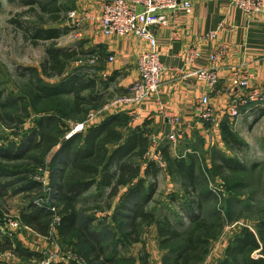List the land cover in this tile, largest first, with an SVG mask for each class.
<instances>
[{
  "label": "rangeland",
  "instance_id": "374dc122",
  "mask_svg": "<svg viewBox=\"0 0 264 264\" xmlns=\"http://www.w3.org/2000/svg\"><path fill=\"white\" fill-rule=\"evenodd\" d=\"M33 1L28 5L24 0H0V264H104L112 258L110 264H174L182 240L167 245L157 223L132 222L127 216L132 209L124 200L130 186H122L118 195L111 196L110 188H102L97 179L75 202L79 228L60 233L59 176L53 166L56 150L34 148V131H42L45 124L50 138L59 136L61 141L86 132L106 113L102 110L106 102L98 107H78L73 95L43 96L46 87L61 85L79 72V62L88 58L77 53L79 41L69 14L72 0ZM57 29L59 37H45V30ZM54 48L75 53L74 58H61L67 73L52 77L41 72L36 77L34 71L40 70L48 49ZM260 110L264 111V106ZM231 126L234 144L225 141L221 124L218 130L209 128L200 137L166 145L172 158L195 157L194 189L180 175L171 173L164 145L133 160L142 167L153 160L160 167L155 179L144 167L139 176L147 185H154L146 210L157 219L168 217L176 222L175 215L190 205V197L202 200L210 235L205 258L192 264H222L244 228L255 234L259 226L264 228V117L254 123L234 119ZM227 161L235 162L234 168ZM35 207L47 213L38 223L42 228L48 226L45 236L23 221V215L28 216ZM182 218L181 227L190 225L188 217ZM85 226L93 231L92 238L83 234ZM259 243L260 248L250 256L264 264V243Z\"/></svg>",
  "mask_w": 264,
  "mask_h": 264
},
{
  "label": "crops",
  "instance_id": "0c3cea01",
  "mask_svg": "<svg viewBox=\"0 0 264 264\" xmlns=\"http://www.w3.org/2000/svg\"><path fill=\"white\" fill-rule=\"evenodd\" d=\"M106 1H71V9L83 19L78 28L74 26L79 41L77 53L88 58L85 63L79 62L81 69L77 75L93 80V94L101 106L127 92L128 87L139 79L137 61L149 44L136 35L104 34L98 18ZM214 31L216 36L208 38ZM157 41L165 66L161 75V92L144 102L134 113L128 107L114 109L98 117L88 128L102 126L109 121L124 139L131 132H141L150 141L148 151L164 145L163 149L174 143L168 139V134L173 131L172 118L178 119L175 126L182 132V138L178 140L191 139L195 135L200 137L209 128V131L218 130L224 122L234 124V119L228 114L230 101L236 93V88L230 83L234 67L241 66L249 72L252 85L264 86V17L248 15L233 6L230 0H193V11H181L169 26L160 28ZM223 45L228 46V52L211 62L210 55ZM191 50L199 53L194 62L187 61ZM93 57L95 61L91 62ZM209 67H216L220 77L214 88L189 75L194 70ZM204 95H209L217 111V121L212 126L204 125L198 115V106ZM260 109L261 106L243 108L244 113L236 121L239 118L253 123L259 121L264 117V111Z\"/></svg>",
  "mask_w": 264,
  "mask_h": 264
},
{
  "label": "trees",
  "instance_id": "16d2710c",
  "mask_svg": "<svg viewBox=\"0 0 264 264\" xmlns=\"http://www.w3.org/2000/svg\"><path fill=\"white\" fill-rule=\"evenodd\" d=\"M24 1L28 5L36 2L33 0ZM44 33L46 38L51 39L60 36L58 29L45 30ZM74 55L75 53H68L60 49H48L46 61L40 70L34 71V74L36 77H40L38 74L41 72L52 77L62 76L66 74L67 64L61 58H74ZM94 84L93 80L80 78L77 73H73L64 79L61 85L46 87L44 89L46 94L43 96L73 95L71 96L72 100L78 107L81 105L98 107L100 103L93 94L95 91ZM85 91H89L86 96L84 95ZM108 122L102 126L90 127L86 132H77L62 141L59 136L50 138V130L46 131L45 124L40 126L46 132L43 131L44 129L42 131L40 129L39 132L38 130L34 131L36 137V140L32 142L34 148L44 147L47 151L56 150L55 155H53V166L59 176L56 197H58L57 202L62 206L60 212L62 216L59 228L60 233L66 234L79 228L77 226L78 214L75 209V202L84 192L92 189L91 187L99 179L98 183L102 188H110L111 196L118 195V190L122 186H130L124 200L129 202V207L132 209V212L128 211L130 215H127L132 217V222L134 220L137 223V220H141L157 223L160 236L164 241L167 239L165 241L167 245L170 241L182 240V248L175 254L174 264L201 262L207 253V237L210 235L209 224L203 215L202 200L199 197H190V205L187 207L183 206L182 213L177 212L175 215L176 222L171 221L168 217L157 219L151 212H148L146 206L152 201L155 191L154 185H147L144 178H139L143 167L135 164L133 160L138 157L144 158L149 149L150 141L143 133L135 131L124 139L122 134L115 128V125ZM231 125L224 122L222 131L225 141L234 144L231 139V134L233 133ZM39 134L40 138L37 137ZM163 152L165 157L168 158L167 161L171 173L180 175L193 189L196 188L195 172L197 163L194 160L195 157L172 158L167 147L163 148ZM227 163L230 168H234L235 162L227 161ZM159 170L160 167L153 160H149L148 165L145 167V173L151 175L154 179L158 175L157 172ZM185 187H188L187 183ZM126 209L128 210L127 206ZM183 215L190 219V225L186 227V224L181 227ZM46 216V212L36 208L33 209L31 214H28V216L25 214L22 218L27 225L45 236L48 233V226L42 228L39 227L38 223L42 222V219H45ZM257 233L255 234L247 227L244 228L243 232L235 238V243H232L228 248L227 259L222 264H239V262L242 264H257L250 255L255 249L260 248L259 240L264 243V228L259 226ZM83 234L87 238H92L94 235L93 231L86 226L83 229ZM90 242L94 241L90 240ZM95 243L101 245L99 241ZM92 247L95 248L96 246L93 245ZM113 259L104 261V264H110Z\"/></svg>",
  "mask_w": 264,
  "mask_h": 264
},
{
  "label": "built area",
  "instance_id": "2783aa9c",
  "mask_svg": "<svg viewBox=\"0 0 264 264\" xmlns=\"http://www.w3.org/2000/svg\"><path fill=\"white\" fill-rule=\"evenodd\" d=\"M230 2L248 15L264 17V0H230ZM181 11L192 12L193 0H108L104 3L102 14L98 18L104 34L109 36L136 35L149 43L146 51L139 56L137 61L139 79L128 87L127 92L106 102L102 108L104 112L128 107L134 113L144 102L161 92V75L165 66L160 58L157 31L169 26L173 18ZM69 14L74 26L78 28L83 19L78 17L76 10L72 9ZM215 36L214 31L207 37ZM227 52V45L218 48L210 55L211 62L214 63ZM198 56V51L191 50L187 61L194 62ZM94 61L93 57L91 62ZM189 75L204 80L210 88L216 87L220 82L216 67L200 68ZM230 83L236 88V93L228 108V114L232 119L240 117L244 113L243 108L252 109L264 105V86L252 85L251 75L241 66L232 69ZM216 112L209 95H204L198 106V115L203 124L208 126L216 124ZM177 121V118L171 120L173 131L168 134V139L171 141L182 138V132L175 126Z\"/></svg>",
  "mask_w": 264,
  "mask_h": 264
}]
</instances>
